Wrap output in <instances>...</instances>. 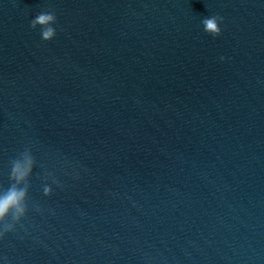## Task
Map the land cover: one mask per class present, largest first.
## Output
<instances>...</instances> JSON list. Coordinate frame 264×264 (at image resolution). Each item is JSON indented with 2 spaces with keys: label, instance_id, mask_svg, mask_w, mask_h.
I'll use <instances>...</instances> for the list:
<instances>
[{
  "label": "clouds",
  "instance_id": "clouds-1",
  "mask_svg": "<svg viewBox=\"0 0 264 264\" xmlns=\"http://www.w3.org/2000/svg\"><path fill=\"white\" fill-rule=\"evenodd\" d=\"M56 20L54 10L42 11L30 21V27L32 29L39 27L42 40L50 41L56 35V29L53 27ZM222 22L223 17L219 15L206 17L201 21L203 30L213 37L221 34L220 24ZM220 59L225 58L220 57ZM34 164L35 159L29 148H25L10 161L9 179L11 183L6 189H0V237L11 232L14 225L19 223L28 211L29 178L32 175ZM53 183L58 184L59 182L53 179ZM43 194L51 195L52 188L45 184Z\"/></svg>",
  "mask_w": 264,
  "mask_h": 264
}]
</instances>
